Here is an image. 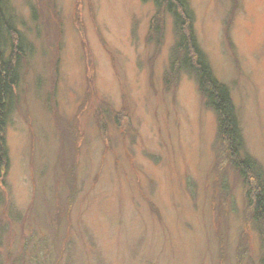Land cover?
I'll use <instances>...</instances> for the list:
<instances>
[{
  "label": "rangeland",
  "instance_id": "374dc122",
  "mask_svg": "<svg viewBox=\"0 0 264 264\" xmlns=\"http://www.w3.org/2000/svg\"><path fill=\"white\" fill-rule=\"evenodd\" d=\"M188 5L264 192V0ZM8 12L26 55L3 133L0 264H260L250 173L173 62L172 14L152 0H9Z\"/></svg>",
  "mask_w": 264,
  "mask_h": 264
},
{
  "label": "trees",
  "instance_id": "16d2710c",
  "mask_svg": "<svg viewBox=\"0 0 264 264\" xmlns=\"http://www.w3.org/2000/svg\"><path fill=\"white\" fill-rule=\"evenodd\" d=\"M157 14L166 10L173 16L174 33L178 37L175 47L172 50L173 62L178 69L192 74L197 84V88L204 100V104L210 109L216 118L217 137L222 144L226 145L225 151L228 158L239 160L238 167L247 170L250 174H255L257 178L249 176L248 194L251 195L252 206L251 215L254 217H264V192L256 188L253 180L261 181V170L253 164V160L245 154L242 158L239 153L244 152V143L239 126L237 114L232 103L229 88L220 82L212 73L207 56L201 50L192 29L193 14L189 8L188 0H152ZM9 0H0V179L8 167V154L4 140V126L8 112L13 103L14 87L16 86L20 66L25 60V49L22 48L19 39V32L15 27L14 16L8 12ZM8 46V47H7ZM54 73L56 74L55 70ZM54 116H58L53 112ZM60 117V116H59ZM61 121V117H60ZM66 123V120L63 121ZM62 124V122H61ZM61 129L64 131L65 125ZM244 176V174H243ZM255 180V181H256ZM246 183V181L244 182ZM251 186V187H250ZM249 199V198H248ZM3 194L0 191V202ZM153 204V202H152ZM154 205V204H153ZM155 206V205H154ZM250 208V206H249ZM264 222V220H263ZM262 222V223H263ZM264 228V225H263ZM242 236L237 244L238 252H242L244 245ZM222 253V250L220 251ZM264 253V252H263ZM260 264H264V254Z\"/></svg>",
  "mask_w": 264,
  "mask_h": 264
}]
</instances>
